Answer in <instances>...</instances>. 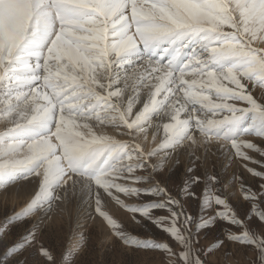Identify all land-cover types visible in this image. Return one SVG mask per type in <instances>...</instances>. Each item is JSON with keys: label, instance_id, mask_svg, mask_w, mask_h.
Wrapping results in <instances>:
<instances>
[{"label": "rangeland", "instance_id": "obj_1", "mask_svg": "<svg viewBox=\"0 0 264 264\" xmlns=\"http://www.w3.org/2000/svg\"><path fill=\"white\" fill-rule=\"evenodd\" d=\"M51 1L53 0H49V2ZM59 1L61 3L65 2L66 7H68V2ZM136 2L129 3L128 8L146 11L148 10L146 8L147 3L150 2H167V4L172 3V6L175 5L172 0H137ZM191 2L192 4L193 2L197 3L198 0H191ZM215 3L213 9L217 6V3ZM245 4L239 7L240 11L245 13L243 16H240L241 12L236 15L233 14L234 10L225 6L221 11L218 8L217 11L213 10L211 15L216 19L214 21L210 19L209 22L211 23H205L204 25L192 24L190 20L182 15V17L177 18L178 20L174 22L173 26L165 25L161 28L155 22L146 20L143 16H138L137 19L131 17L129 22L135 27V36L146 35L150 37L139 42V51H143L146 46H155L156 42L167 38L170 35L169 28L174 29L176 33L172 37L171 45L162 43L153 51L154 54L148 55L144 52V54L136 55L137 58L135 56L125 58L123 53L119 54L116 50H112L107 54L108 56L102 55L101 59L88 60L87 67L83 60H77L80 63H76L64 56L60 58L48 57L47 51L53 41L51 38L52 33L48 32L44 34L46 37H43L40 32L42 28L39 26L34 27V25L40 24L39 22L36 24L34 21L35 24H33L34 22L30 23L31 26L25 25L29 30L37 31V36L43 40L44 48L41 56L31 50L29 47L33 46H29L28 43L21 46L26 49H16L13 54L14 57L12 56L6 64L3 63L5 65L4 74L6 73L4 79H8L10 83H17L28 75L35 77L41 75L42 79L46 75L47 78L45 76L43 81H48H46L47 86H51V82H53L52 85H55V78L49 77L52 72L47 65L57 66L59 64L65 65L63 66V75L75 76L72 72L74 71L77 74L75 77L84 80L87 87L89 84L90 87H94V85H91L93 82L96 90L97 86L105 85V80L102 78L104 82L100 79L92 81L90 69L95 67V70L105 76L104 72H110L109 67L115 61L130 60L132 58L134 60L130 64L120 69L122 71L120 77H124L120 85L126 84L125 88L114 95V98H118V100L116 99L118 104L112 102L113 94L111 90L110 92L105 90L104 94L107 95L109 100H106L101 106H92V97L89 96L92 94L84 93L85 95H80L76 101L85 104V111L101 112L107 110L110 119H121V114L125 117L127 108L125 111L119 100H125L130 88L132 90L136 82V86H141V89L146 87V91L148 88H153L154 84L159 83L158 77H154V75L160 74L162 79L170 78L171 99L179 97L181 104L196 98L194 95L190 97L189 95L187 97L186 95L181 96L194 91L212 99L220 98L230 101L229 106L216 103L213 106L211 104L206 107L207 110L201 109L199 105L196 106L197 108L192 105L191 109L195 108L197 114L193 116L198 117L194 125H198V120L216 116L218 111V114L222 112V115L219 116L220 120H217L218 123L215 127H212L213 129L218 128L219 122L220 124L224 122L221 126L224 127V124H236L242 121L240 125L246 128L252 116H258L260 122L256 124L257 131L254 134L250 135L246 132L248 136L246 135V140H244H251L257 147L249 148L242 142V144H236L238 148L234 149L232 148L233 143L230 142L228 147L232 148L231 151L234 153H231L232 157L229 162H222L219 161L220 159L215 158L209 160L205 159L204 156L201 158L187 145L173 148L166 142H159L157 145L161 144V147H156L162 149L156 152L155 148L145 152L143 145L137 142L133 135L132 127H128L130 121L126 116V126H121L118 129V139L124 144L119 149V155L116 158V166L122 170L123 177L119 176L118 179L115 172L112 175L117 183L137 189L138 195L129 200L121 192L116 191V195L125 200L123 206L103 194L99 203H97L93 195L84 191L75 171L78 160L73 165L71 164L67 170L72 179H69L70 182L68 180L63 185L58 183L57 180L59 177L63 178V175L55 178L57 183L54 181L47 185L39 183L36 178H40V175L31 171L34 168L31 165L34 163L33 159H26L24 162H21V159L15 163L0 165V176H5V180L2 177V180H0V264H168L169 261H173V264H264V154H261V150L264 149V140L260 139V136L264 135V130L263 127L258 126L259 123L264 122V90L260 87V82L264 81V51L257 44L249 43L248 39L250 38L255 41L257 30L255 26L245 20L252 10L251 3L246 6ZM76 5L80 10L74 16H78L85 11L88 13L87 17L79 21L81 23L89 21L88 23H90L91 20L95 19L97 20L96 27L92 26V23H90L91 26L84 27L81 26V23L73 25L70 22L61 21L62 17L56 18L55 23L47 26L50 28L56 26L63 28L62 30L70 29L71 31H74V28L77 27L82 32L81 34L88 35L91 33L88 37H99L100 40L106 43L115 40V34L120 32V29H116V18L102 15L96 7L90 8L91 5ZM204 5L203 7L207 10L212 7L208 3H206V7ZM51 8L50 6V10ZM92 11L94 12L92 13ZM80 17L82 16L80 15ZM179 18L181 22H178ZM242 18H245L244 21H241ZM137 29H143V31ZM73 35L72 32H69L66 37H75L74 43L80 42L86 46H93L90 48H82L81 46L79 49H87V52L99 51L101 44L98 45L99 47H94L96 42ZM262 43H264V38ZM172 45L179 50L174 58L166 53L161 55L165 49L170 50ZM25 59L31 60V64H27L24 69L22 63ZM135 59H138L137 62H134ZM231 59L238 60L233 68H230L229 65ZM250 64L251 69L248 71L246 68ZM30 65H33V67H30ZM147 65L154 79L150 76L149 80H146L147 78L142 80L141 76L143 74L140 76L141 73L138 72L142 71ZM16 71L19 72V75L17 77L12 76ZM169 72L175 73L170 75ZM209 73H212L211 77ZM249 77L256 85L255 90H253V85L251 86L252 83H249ZM1 78L0 82L3 81V78ZM202 78L209 80L210 83L214 80L225 82L228 84L225 87L229 91L218 90L213 86L205 87V85L189 83V81L195 82L198 80L201 82ZM132 79L135 80L134 83ZM240 81L246 82L249 89L243 91V96L237 99L235 93L242 92V89L238 87ZM110 82L108 88L111 86ZM39 84L40 82L36 81L33 87L37 88ZM70 87L72 91L68 94L77 90H86L83 88L85 86L76 89ZM231 87L232 89H230ZM219 91L224 92L225 95H216ZM249 93L251 100L244 99L243 97L248 96ZM68 94H61L60 96L65 97ZM94 94L96 95L95 92ZM133 94L132 98H127L128 102L134 101L135 103L137 97L143 93L134 92ZM135 97L136 100H133ZM232 102L239 103V106L233 105ZM217 106L219 109H217ZM242 109L246 111H241ZM200 113L207 116L203 115V117ZM156 114L158 115L159 112ZM157 115L152 116L153 119ZM229 116L232 117V120ZM223 118L224 120H222ZM247 118L248 120L244 121ZM144 121V124L138 129L152 124L151 120L145 119ZM209 122L204 121L205 124ZM160 125L163 127L164 124L161 122ZM242 133H244L242 129L237 131L235 138ZM184 146L187 147L185 158L181 159L182 154H178L179 157L169 164L167 153L181 152L179 149ZM83 149L82 146V148L80 147L69 154L76 153L79 156ZM121 150L122 152H120ZM135 153H138L137 160H133ZM159 153L167 156L162 155L160 159L157 156ZM69 154L66 155L69 156ZM117 159L119 160L117 161ZM158 161L159 163H157ZM66 174L64 173V176ZM194 177H199V180L193 179ZM27 181H34L36 184L34 194L30 196L31 199L26 201V198L21 196L22 198L19 201L13 203L8 188L17 186L21 189V182ZM113 189H115V185H113ZM49 191L54 192L55 196H60L62 193L68 203H71L69 205L71 206L70 212L66 213V210L60 209L59 204L56 205V203L54 208L53 204L57 200L45 205L43 200H45ZM6 195L7 197H5ZM221 201H223V204H221ZM129 204L137 206L129 208ZM50 206H53V211H44ZM26 211H33L34 213L26 214ZM45 212L48 216L44 214ZM172 213H175L174 217ZM65 214L66 216H64ZM111 221H115V223L113 224ZM136 221L140 222L137 223ZM162 245H166V247H161Z\"/></svg>", "mask_w": 264, "mask_h": 264}, {"label": "bare ground", "instance_id": "obj_2", "mask_svg": "<svg viewBox=\"0 0 264 264\" xmlns=\"http://www.w3.org/2000/svg\"><path fill=\"white\" fill-rule=\"evenodd\" d=\"M63 1L68 2V7H66L67 4L65 2L61 3L59 0H53L51 2H49V0H0V78L1 77L3 78V79L1 78L3 81L0 82V165L7 164V163H15V162L20 161L21 159H22L21 162H24L26 159H33L34 163L31 165L34 168H32L31 171H34L38 175H40V178H36V179H38L39 183H41L42 185H47L49 183L51 184L52 181L56 182L55 178L61 175H63V178L59 177V179H57L58 183H61L62 185L67 183V181L69 180L68 178L69 175H68L67 170L71 164L73 165V163H75L78 160V156L76 153H74L75 155L69 154V153H72L73 151H75L76 149L80 147L82 148V146L85 147L81 142L73 141L72 137L76 136V134L81 131L82 126L85 123V115L91 116L94 118L96 114L104 113L107 111V110H104L101 112H96V111L94 112L93 110L85 111L84 110L85 104H80L79 102L76 101L78 97L84 93L92 94V95H89L90 97H92V100H91L93 103L92 106H96V105L101 106L105 103L106 100L107 101L109 100L107 95L104 94L106 92L105 90H109V92L111 90L113 94V98H114V95L118 94L123 88H125V84H126L125 83L123 85H120L121 81L124 79V77H120V75H122V71H120V69L121 68L123 69V67L125 68V66L130 64V62L133 61L134 59L131 58L130 60L122 59V60L115 61L113 65H110V67L108 66L111 69L110 72L103 71L105 76H102L101 75L102 73H99L97 70H95V67L90 69L92 81L94 79L95 80L100 79L102 81L103 79L105 80V85L103 84L100 87L97 86L96 90H95V84H93V82L91 83L89 81L91 85H94V87H90L89 86L90 84L87 87V85H85L84 80L78 79L75 77L77 76V74L74 71L72 72L75 76L63 75V72H64L63 66L65 65H59V64H57V66L47 65V67L49 66V69L52 72L50 73L49 77L55 78V82H56L55 85H52L53 82H51L52 83V84L50 83L51 86L50 85L47 86L48 81L46 80L47 81V82L45 81L46 83L43 81L46 75H44V79H42L41 75L36 76V77L32 75H28V76L25 75L26 77L24 78L21 77L22 79L19 82L10 83L8 79L7 80L4 79L6 77V73L4 74L5 65H3V63L6 64L12 58L13 54L16 52V49L18 48L26 49L21 46L23 44L27 45L28 43L29 46L30 45L33 46L29 48L41 56L42 49L44 48L43 43H42L43 40L37 36V31L29 30L27 27H25V25L31 26L30 23L32 24L35 21L36 24H38L39 22L41 25L40 24L34 25V27L39 26L42 28L40 32L43 37H46V35L44 34L48 32L52 33L51 38L53 39V41L51 42L50 49L47 51L48 57L60 58L61 56L62 57L64 56L66 58L72 59V61L76 63L78 62L77 60L79 61L83 60L84 61L83 63H85V66L87 67L88 66L87 64L89 63L88 60L92 59L96 61L97 59H101L102 55L108 56L107 54L110 53V51L112 50H116L119 54L123 53V56L125 58H130V56L136 57V55L144 54V52L145 54L149 55L153 53V51H155L159 47V46H146V48H144L143 51H139L140 50L138 49L140 48L138 47L139 42L142 40L149 39L150 37L146 35L135 36V29H134L135 27L132 26V23L129 22L131 17L137 19L138 16H143L146 20L155 22L161 28L165 25L173 26L174 22L178 20L177 18L182 17V15L185 16L188 20H190L192 24H198V25L203 24L204 25L205 23H211L209 22L210 19L213 21L214 19H216L211 14H213L212 12L213 10L217 11V8L218 10L220 9L221 11L224 9L225 6H227L230 9L234 10L233 14L236 15L241 12L239 9L240 6L244 5L245 3H246L245 6L251 3L252 10L248 14V17L246 19L242 18L241 21H244L245 19L246 21L250 22L252 26H255V29L257 30L256 39L255 41H253L252 38L248 39L249 43L257 44V46H260L261 49L264 51V43H262V39L264 38V0H250V1L248 0H209V1L198 0L197 3L193 2V4L191 0H172L175 3V5L173 4V6H172V3L167 4L168 1L163 2V3L161 2L162 4L157 3V2L155 3L150 2V3H147L146 8L148 10L146 11H142L140 9L128 8L129 3H132L133 1L136 2L137 0H131V2H129L130 0H63ZM214 2L217 3V6L214 7L213 9ZM206 3L212 5V7L208 8V10L203 7L204 4L206 5ZM76 4L83 5V6L91 5L90 8L96 7L98 12L101 13L102 15L104 16L109 15V18L111 17L116 18L117 19L115 22L117 24L116 29H120V32L118 34H115V40H112V41L109 40L110 42L106 43L105 41L100 40L99 37L98 38H92V36L88 37V35L90 36L91 33L88 35L81 34L82 32L79 31L77 27L74 28L75 29L74 31H71L70 29H68L69 30L68 31L67 29L62 30L63 28L61 29L56 26H53L52 28L47 26V25L55 23L57 21L56 18L58 17H62L61 21L70 22L73 25H79L81 23V21L79 20L83 19L84 17H87L88 13L83 11L80 14L82 17H80V15L74 16V14L78 10H80V8ZM50 6L52 7L51 10H50ZM93 12L94 11H92V13ZM244 14H245L244 12H241L240 16H243ZM35 22L33 24H35ZM88 22L89 21L82 22L81 26L82 27L88 26V25L91 26L90 23H92V26L94 25V27H96L95 25H97V20L95 19L91 20L90 23ZM178 22H181V19ZM234 25L236 24L234 23ZM136 27H138V25H136ZM137 30L143 31V29H137ZM69 32H72L74 34L73 36H76V37L80 36L81 38H86V39L88 38L92 42H96L94 47H99L98 45L101 44V46L99 47V51H88L87 52L86 51L87 49H83V50L79 49V47L81 46L82 48H90L93 46L91 45L86 46L85 44H81L80 42L74 43L73 40L75 39V37H71V38L66 37V34H69ZM92 35L94 37H97L94 34ZM179 35L182 36L183 34H179ZM137 60L138 59H135L134 62H137ZM30 62L31 60L25 59L24 62L22 63V65L24 66L23 68L25 69V66H27V64H29ZM235 62H238V60L231 59L229 61L230 68L234 67ZM133 64L135 65V63ZM150 64L153 65V63H150ZM190 64L192 65V63ZM30 67H33V65H30ZM151 67L154 68L153 66ZM246 69L249 71L251 69V64ZM138 73H141L140 76L143 74L141 76L142 80H145V78H147L146 80H149L151 78L150 76H152L151 74L152 72L149 71L148 65L147 67H145L142 71ZM172 73H175V72H172ZM172 73H170V75ZM18 75H19V72L16 71L13 73L12 76L17 77ZM154 77H158L159 83L157 85L154 84V86L151 84L153 88H148L146 91L145 90L146 87L141 89V86H136L137 85V82H136V84L133 85L134 87L132 88V90L130 88L129 92L127 93L125 97V100H119L121 107L126 111V108H128V104H129V102L127 101V98L129 99L132 98L134 96L133 94L134 92L143 93L142 95L137 97V100H136V97L133 98V100H136V101L135 103L134 101L131 102L133 105L132 112L131 113L126 112L125 117L127 116L126 118L130 121V124H132L133 135L137 139V142L143 145V148H145L144 151L147 152L151 150V148L153 149L155 148L154 150L156 152L162 149V148L160 149L158 148V147H161V144H159V146L157 144L159 142L161 143L166 142V143H169L170 147L173 146V148L174 147L177 148L178 146L180 147L183 145H187L190 149H193L196 152V155H199L201 158L204 156V158L207 160L211 158H215V159H220L219 161H222V162H229L232 157L231 153H234L231 151V149L238 148L236 144H242V142L246 140V137L248 136V134H246V132L244 131V133L240 134V136L238 135L239 138L238 137L235 138V134L237 133V128L240 127V124L243 121L240 123H236V124H224V127H221L224 122H222L221 124L219 122L220 127L218 126V128L213 129L212 127H215V125H217L218 123L217 120H220L219 116L222 115V112L221 114H218L219 112L218 111L216 116H211V118L209 119H204V120L201 119L202 121L198 120V125H194V122H197L196 120L198 119V117L194 116L193 119H189V116L197 115L196 109L195 108L191 109L192 105L194 107L196 106L198 107L199 105L201 109L203 108L206 109V107H209V105L212 104L213 106L216 103H223L224 106L226 105L229 106L230 101L228 99L224 100L220 98L212 99L209 96L207 97L205 95L197 93V91L195 93L194 91L190 93L191 94L190 96L194 95V97L196 98H193L189 102H185V104H181V101H179L180 99L179 97L178 98L173 97V99H171L172 91L171 89H169L171 88L169 87L170 78L167 77L165 79H162L160 74L154 75ZM154 77L152 76V79H154ZM36 81L40 82V84L39 86H37V88L36 87L34 88L33 84ZM109 81H111L110 88H108ZM183 82L187 83L186 81H183ZM189 83L190 84L195 83L196 85L201 84V85H205V87L213 86L214 88H217L218 90L222 89V90H226V92L229 91L227 90V87H225L228 85L227 83L217 81V80H214L213 82L210 83L209 80H205L202 78L201 82L200 80H198L195 82L189 81ZM252 85L253 84H251V86ZM70 86H72V88H75V89L82 88L83 86H85L83 88H85L86 90H81V91L77 90L74 93L68 94V92L72 91ZM73 86H76V87H73ZM230 89H232V87ZM143 90L145 91L143 92ZM94 92L96 93V95L94 94ZM61 94H68V96L61 97L60 96ZM217 94L219 96L220 94L225 95V93L221 91L217 92L216 95ZM185 95L186 93L184 95L182 94L181 96H185ZM187 96L188 95H186V97ZM113 98H112V102L118 104V101H116V99L118 100V98L116 97L114 99ZM146 102H148V111L146 112L145 116L141 118L139 121H137L136 123H133V121L136 118L137 111L142 109ZM87 103L89 102L87 101ZM232 104L239 106V103H236V102H232ZM217 109H219L218 106H217ZM158 112L159 114L157 115L156 113ZM155 115H157V117L153 119L152 116H155ZM203 115L201 114V116ZM204 116H207V115H204ZM145 119L151 120L152 124L145 128L138 129L142 124H144ZM112 120H113L112 123L105 122L103 124V127L106 129V133L110 137H112L113 139L119 142V146L117 147V150H116V158H117V155H119L118 154L119 149L124 144V142L118 139L119 137L118 129L121 128V126H124L125 122L121 121V119H112ZM209 120L211 121L209 122ZM222 120H224V118ZM246 120H248V118L245 119L244 121ZM204 121L205 122L208 121L209 123L205 124ZM161 122L164 125L165 124L169 125L167 132L165 131L164 125L163 127L160 125ZM258 122H260V118L258 116H252L251 121L250 120L248 121L247 127L253 126L255 129H257L256 124ZM259 124L258 126L263 127V130H264V122L259 123ZM58 126L60 128L61 134L53 135V133L56 132ZM222 128L223 130H221ZM136 129L137 131H135ZM187 132L195 133L196 137L198 138V142L195 145H193L191 142L187 144L185 143V140L187 139L185 133ZM224 136H229L231 140H235V144H233L234 146L231 149L228 147L230 142L227 144L220 142V138ZM89 138L91 137H88V139ZM179 150L181 152L173 150L174 153L172 154L171 152L167 153V155L169 156V159L167 162H169V164L174 162L177 159V157H179L178 154L179 155L182 154L181 159L183 157L185 158L187 147L184 146L183 148H180ZM120 152H122V150ZM155 152L154 154H156ZM66 154L67 155L69 154V156H67ZM137 154L138 153H135L133 160L137 158ZM162 155L167 156L166 154H163V153L157 154V156L160 157V159ZM190 158L189 160H191ZM118 160L119 159H117V161ZM157 163H159V161ZM64 173H67V174L64 176ZM7 176L9 177V175ZM1 177L3 178V180H5V176L3 175L0 176V180H2ZM59 180L61 181L59 182ZM20 186H21V189L20 187H17V186H11L10 188H8L10 189L9 190L11 194L10 198L13 203L19 201L20 198L22 197L26 198V201L31 199L30 196L34 194L36 184L34 181H27V182H21ZM5 197H7V195ZM53 201H56L53 204L54 208L57 204H59L58 207L60 209H62L63 211L66 210L65 211L66 213H68V211L70 212L69 209L71 208V206L69 205L71 203H68L66 197L62 193L60 196H55L54 192L49 191V193H47L45 200H43V202H45V205H46V203L48 204L49 202H53ZM53 206L48 207L44 211L46 210L53 211L54 210ZM33 211H30V212L26 211V214H32ZM44 214L46 215V212ZM64 216H66V214Z\"/></svg>", "mask_w": 264, "mask_h": 264}, {"label": "clouds", "instance_id": "obj_3", "mask_svg": "<svg viewBox=\"0 0 264 264\" xmlns=\"http://www.w3.org/2000/svg\"><path fill=\"white\" fill-rule=\"evenodd\" d=\"M170 35L162 41L156 42L155 46H160L162 43H169L171 45L172 37L176 35L175 30L169 28ZM178 49L172 45L170 50L165 49L164 52L161 53L163 55L166 53L170 57H175L178 53ZM249 83L253 84V90H255V83L252 81L251 77L248 78ZM238 87L242 89V92L235 93L237 99H240L243 96V91H247L248 84L243 83L242 81L238 82ZM260 87L264 90V81L260 82ZM244 99L251 100L250 93L248 96L243 97ZM131 101L128 104L127 112L131 113L132 110ZM148 111V102L145 103L144 107L137 111L136 118L133 123H136L141 118H143ZM241 111H246L242 109ZM121 121L127 123L123 114H121ZM194 116L190 115L189 119H193ZM98 122V123H97ZM105 122L112 123L113 120L109 118V113L106 111L104 113H98L93 117L85 115V123L82 126V129L76 136L72 137V140L75 142H81L85 147L81 151L78 156V162L75 165V171L78 174L79 181L83 185V189L86 193L93 195L97 203L100 201V197L103 194L104 196L111 197L114 201H116L119 205L123 206L125 204V200L121 199L120 196L116 195V191H119L127 197L129 200L138 195L137 189L129 188L124 184L117 183V180L113 178L112 173L115 172L117 178L123 175V172L120 168L116 166V150L119 146V142L110 137L106 133V129L103 127ZM128 127L131 128L132 124H128ZM165 131L167 132L169 125H164ZM243 130L248 134H254L257 129L253 126H249L244 128L243 125H240L237 128V131ZM60 128L57 127V130L53 135H60ZM187 139L185 143L191 142L195 145L198 142V138L196 137L194 132L185 133ZM88 137L92 139L89 140ZM260 139L264 140V135L260 136ZM221 143H233L235 144V140H231L229 136H224L220 138ZM245 146L249 148L257 147L251 140L243 141ZM261 154H264V149L261 150ZM251 171V170H250ZM72 179L71 176L68 177ZM113 185H115V189H113ZM137 205L129 204V208H134ZM142 206V205H141ZM107 215V214H105ZM172 216H175V213H172ZM135 219V217H133ZM139 223L140 221H136ZM111 223H115V221H111ZM161 247H166V245H162ZM183 255V253H181ZM168 264H173V261H169Z\"/></svg>", "mask_w": 264, "mask_h": 264}, {"label": "snow or ice", "instance_id": "obj_4", "mask_svg": "<svg viewBox=\"0 0 264 264\" xmlns=\"http://www.w3.org/2000/svg\"><path fill=\"white\" fill-rule=\"evenodd\" d=\"M209 76L211 77L212 76V73H209ZM186 95H191L190 93H186ZM193 179H195V180H199V177H194ZM195 194L193 193V196H194ZM221 204H223V201H221Z\"/></svg>", "mask_w": 264, "mask_h": 264}]
</instances>
